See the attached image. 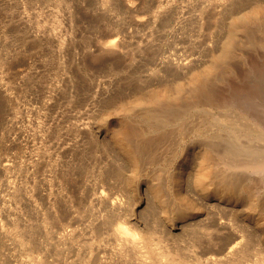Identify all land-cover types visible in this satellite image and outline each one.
<instances>
[{"label": "rangeland", "instance_id": "1", "mask_svg": "<svg viewBox=\"0 0 264 264\" xmlns=\"http://www.w3.org/2000/svg\"><path fill=\"white\" fill-rule=\"evenodd\" d=\"M62 5L0 0V264H120L124 215L191 258L227 262L230 230L243 264L264 253V179L245 167L264 147V0Z\"/></svg>", "mask_w": 264, "mask_h": 264}, {"label": "bare ground", "instance_id": "2", "mask_svg": "<svg viewBox=\"0 0 264 264\" xmlns=\"http://www.w3.org/2000/svg\"><path fill=\"white\" fill-rule=\"evenodd\" d=\"M59 4L63 3L65 6H68V0H56ZM58 5V4H57ZM62 5V6H63ZM59 6V5H58ZM115 37L109 39L105 45L109 48L115 46ZM233 93L238 94L240 91H243L242 87L233 86ZM241 94V93H240ZM235 96V95H234ZM239 97V96H238ZM158 101V100H156ZM249 109V108H248ZM250 110V109H249ZM251 112V111H250ZM260 127V136L259 140L264 141V125L263 121H259ZM114 133V132H113ZM132 134L131 128L127 126H122L118 130H115L114 137L116 141L120 142L121 145L125 146V149L131 152L135 157H137L136 149L131 144L128 143V138ZM185 153L189 148H185ZM207 157H203L201 161L206 162ZM248 161L245 164V167L249 170L251 174H256L258 177L264 179V147L259 149V151L252 153L248 156ZM137 161V159H136ZM186 160H184L185 162ZM183 162V163H184ZM238 165V164H237ZM242 165V164H241ZM236 166V165H235ZM208 171V170H207ZM207 171L201 172V178H207ZM179 179L183 181L185 174L183 170L178 172ZM215 194H219L220 197H223V194L229 198H245V191H239L237 184L234 183H222L221 186L215 188ZM241 192V193H240ZM105 196H110L109 192L100 191V198ZM224 197V198H226ZM120 196L112 197V204L121 203ZM176 227V225L174 226ZM174 233V232H172ZM112 239L114 241L113 247L119 249L122 259H120V264H127L128 262L132 264H243V258L246 256L247 247L244 243V235L238 231L230 230L224 235V238L220 241L219 248H225L229 243L228 251L224 257H229L227 262H219L222 258L217 255H207L202 258V256L195 255L194 258H191L187 255H182L178 249L168 245L160 236H155L153 233H148L135 224L130 222V218L126 215L121 217L117 225L113 229ZM239 235V239L235 240L233 243L231 241ZM226 244V245H225ZM91 257V256H90ZM86 260V264H107L106 258L102 256L101 261H90ZM123 262V263H122ZM244 264H264V253H258L257 257L251 262Z\"/></svg>", "mask_w": 264, "mask_h": 264}]
</instances>
